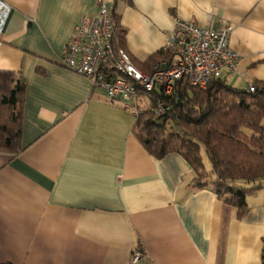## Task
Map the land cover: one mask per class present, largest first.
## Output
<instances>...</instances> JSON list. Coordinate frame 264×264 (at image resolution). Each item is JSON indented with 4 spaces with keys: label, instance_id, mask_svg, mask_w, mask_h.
<instances>
[{
    "label": "crops",
    "instance_id": "0c3cea01",
    "mask_svg": "<svg viewBox=\"0 0 264 264\" xmlns=\"http://www.w3.org/2000/svg\"><path fill=\"white\" fill-rule=\"evenodd\" d=\"M4 1L12 10L0 72L20 76L26 91L21 151L0 152V264H126L136 248L153 264H260L264 186L238 216L211 184L195 185L181 154H150L135 114L61 65L80 19L98 15V0ZM109 6L125 30L122 47L143 72L181 18L231 25L239 66L223 78L246 89L264 82V0Z\"/></svg>",
    "mask_w": 264,
    "mask_h": 264
},
{
    "label": "trees",
    "instance_id": "16d2710c",
    "mask_svg": "<svg viewBox=\"0 0 264 264\" xmlns=\"http://www.w3.org/2000/svg\"><path fill=\"white\" fill-rule=\"evenodd\" d=\"M113 18L119 44L124 46L125 30L116 15ZM168 55L164 50L153 54L145 63L148 73ZM255 85L256 90L250 91L223 77L206 88L180 82L173 118L167 114L155 118V98L162 93L156 91L153 98L142 93L146 104L135 123L138 137L150 154L157 158L173 152L181 154L195 172V185L211 184L220 197L237 208L240 217L248 210L247 196L264 186V82ZM25 91L26 83L20 76L12 71L0 72V152L16 155L21 151ZM203 148L212 164L210 172ZM213 175L216 178L211 181ZM243 182L252 185L245 187ZM260 264H264V239Z\"/></svg>",
    "mask_w": 264,
    "mask_h": 264
},
{
    "label": "built area",
    "instance_id": "2783aa9c",
    "mask_svg": "<svg viewBox=\"0 0 264 264\" xmlns=\"http://www.w3.org/2000/svg\"><path fill=\"white\" fill-rule=\"evenodd\" d=\"M11 10L6 1L0 0V36ZM231 32L229 24L201 26L194 20L178 18L163 48L169 55L146 73L137 68L119 44L109 0H98V15L80 19L60 63L88 78L106 92L111 102L120 103L136 116L146 104L141 94L153 98L159 91L162 97L155 98V118L166 114L173 118V102L180 82L206 88L226 72H238L240 55L230 47ZM248 89L255 91L256 85L250 84ZM126 264L153 263L143 250L136 248Z\"/></svg>",
    "mask_w": 264,
    "mask_h": 264
},
{
    "label": "rangeland",
    "instance_id": "374dc122",
    "mask_svg": "<svg viewBox=\"0 0 264 264\" xmlns=\"http://www.w3.org/2000/svg\"><path fill=\"white\" fill-rule=\"evenodd\" d=\"M144 106V105H143ZM144 108V107H140V110ZM202 156H203V159H204V163L206 165V169L210 172L212 170V164H211V161L209 159V157L207 156V153L205 151V149L203 148L202 149ZM215 176L213 175V178L211 179V181L215 180ZM242 186H245V187H249L251 186L252 184H249V183H246V182H243V184L241 183Z\"/></svg>",
    "mask_w": 264,
    "mask_h": 264
},
{
    "label": "water",
    "instance_id": "95a60500",
    "mask_svg": "<svg viewBox=\"0 0 264 264\" xmlns=\"http://www.w3.org/2000/svg\"><path fill=\"white\" fill-rule=\"evenodd\" d=\"M178 102H181V98H180V96L178 97Z\"/></svg>",
    "mask_w": 264,
    "mask_h": 264
}]
</instances>
